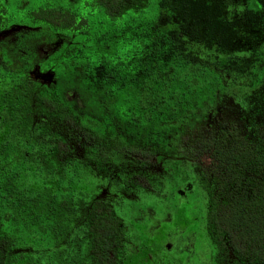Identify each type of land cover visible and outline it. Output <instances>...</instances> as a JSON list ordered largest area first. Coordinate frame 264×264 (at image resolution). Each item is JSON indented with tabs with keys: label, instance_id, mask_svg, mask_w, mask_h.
Wrapping results in <instances>:
<instances>
[{
	"label": "flooded vegetation",
	"instance_id": "1",
	"mask_svg": "<svg viewBox=\"0 0 264 264\" xmlns=\"http://www.w3.org/2000/svg\"><path fill=\"white\" fill-rule=\"evenodd\" d=\"M219 1L213 2V21L224 35L231 29L230 45L221 44L220 32L207 39L206 14L199 26L187 25L174 11L164 23L186 26L177 39L183 52L194 42L203 46L201 56H185L210 70L207 85L254 89L264 83V0ZM147 5L148 0H0V112L17 128L31 121L28 131L43 143L55 141L60 161L75 172L76 195L88 198L94 217L87 231L76 206L74 264H262L245 232L224 217L221 190L211 183L222 167L205 150L207 127L219 129V115L237 107L234 97L242 94L217 89L211 97L219 102L213 105L210 96L202 101L188 134L163 132L167 141H159L154 111L139 98L132 105L109 91L141 83L143 68L157 69V8L151 50L142 45ZM65 133L68 138L57 141ZM106 221L113 236L105 248L94 233Z\"/></svg>",
	"mask_w": 264,
	"mask_h": 264
},
{
	"label": "trees",
	"instance_id": "2",
	"mask_svg": "<svg viewBox=\"0 0 264 264\" xmlns=\"http://www.w3.org/2000/svg\"><path fill=\"white\" fill-rule=\"evenodd\" d=\"M156 8L157 69L143 68L141 83L111 86L109 91L116 97H127V103L132 105L136 103L135 98H139L144 108L154 111V125L160 130L159 141L166 140L163 132H171L178 137L188 134L190 120L194 112L202 108V101L210 96L213 105L219 102L211 97L217 89L221 94L232 89L242 94V97H234L237 107L232 110L227 107L219 115V129L217 124L207 127L205 150H212L214 160L222 167L221 175L215 174L211 183L213 189L221 190L224 217L245 232V238L253 243L255 255L263 264L264 83L254 89L239 88L236 84L224 88L216 84L207 85L210 70H205V66L196 59L185 56L191 50L183 52V45L177 42L178 34L184 33L186 26L183 23H164L172 12L166 0H148L147 7L143 8V46L151 50L152 15ZM145 34L149 35L148 41L144 39ZM191 46L198 48L199 52L203 50L198 42ZM227 52L223 50L222 54ZM99 95L103 96L104 92ZM13 108L9 109L11 115ZM251 110L259 114L247 113ZM2 112L0 264H74L76 206L82 210V231H87L86 227L94 217L87 211L88 198L83 192L76 195L75 172L70 163L60 161L62 150L54 144L55 141L51 143L48 138L47 143H43L42 136L28 131L31 121L17 128L9 114L2 116ZM148 123L152 125L151 121ZM67 136V133L62 134L57 141L66 140ZM44 145H49L46 151ZM105 223L96 230L98 234L94 233V237L106 248L108 238L110 240L113 235H109L112 227L109 228L108 221Z\"/></svg>",
	"mask_w": 264,
	"mask_h": 264
},
{
	"label": "rangeland",
	"instance_id": "3",
	"mask_svg": "<svg viewBox=\"0 0 264 264\" xmlns=\"http://www.w3.org/2000/svg\"><path fill=\"white\" fill-rule=\"evenodd\" d=\"M211 5H206V3L211 2ZM216 0H202L199 2L198 0H166V4L171 7L172 11L175 12L177 17L185 21L188 24L196 23L199 26L200 22L203 20L204 14H206L207 22H206V30H207V39H211L213 36H218L219 32L221 33L220 42L222 45H230L232 39L235 36L231 35V29L227 34L224 35L222 33V27L218 22H214L213 20L217 19V10L214 6ZM220 0L219 2H222ZM214 6V8H213ZM211 9V10H210ZM233 9V8H232ZM224 30V28H223ZM217 31V33H215ZM194 55L201 56L198 48H189ZM204 162L206 164L210 163L209 158L204 157Z\"/></svg>",
	"mask_w": 264,
	"mask_h": 264
}]
</instances>
